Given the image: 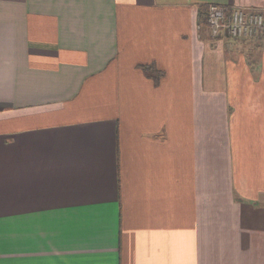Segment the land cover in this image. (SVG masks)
<instances>
[{"label":"crops","instance_id":"obj_1","mask_svg":"<svg viewBox=\"0 0 264 264\" xmlns=\"http://www.w3.org/2000/svg\"><path fill=\"white\" fill-rule=\"evenodd\" d=\"M211 4L264 14L0 0V264H264V31Z\"/></svg>","mask_w":264,"mask_h":264},{"label":"built area","instance_id":"obj_2","mask_svg":"<svg viewBox=\"0 0 264 264\" xmlns=\"http://www.w3.org/2000/svg\"><path fill=\"white\" fill-rule=\"evenodd\" d=\"M227 7L211 4L207 22L213 37L228 35L235 38H252L264 30V14L252 7L237 6L227 14Z\"/></svg>","mask_w":264,"mask_h":264},{"label":"trees","instance_id":"obj_3","mask_svg":"<svg viewBox=\"0 0 264 264\" xmlns=\"http://www.w3.org/2000/svg\"><path fill=\"white\" fill-rule=\"evenodd\" d=\"M208 9H209V7L208 8L203 7V9H202V16H203V20L202 21L206 22L207 25H208V22H207ZM257 34H259V33H257ZM142 67L148 73V75L152 76L156 81L159 79L160 74L157 73V71H156V69H155V67L153 65H143Z\"/></svg>","mask_w":264,"mask_h":264}]
</instances>
